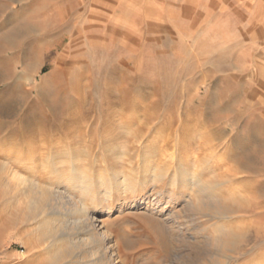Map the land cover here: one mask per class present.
<instances>
[{
  "label": "rangeland",
  "instance_id": "rangeland-1",
  "mask_svg": "<svg viewBox=\"0 0 264 264\" xmlns=\"http://www.w3.org/2000/svg\"><path fill=\"white\" fill-rule=\"evenodd\" d=\"M79 173L118 264H264V0H0V264H54Z\"/></svg>",
  "mask_w": 264,
  "mask_h": 264
},
{
  "label": "bare ground",
  "instance_id": "bare-ground-1",
  "mask_svg": "<svg viewBox=\"0 0 264 264\" xmlns=\"http://www.w3.org/2000/svg\"><path fill=\"white\" fill-rule=\"evenodd\" d=\"M79 174L80 176L71 182L73 189L78 190L82 195L83 199L79 205L72 198H66V201L59 194L38 187L35 189L37 191H34V215L31 219L35 220L43 216L50 217L46 241L48 243L47 248L52 249L56 254L54 264H118V247L113 243L112 238L106 234L103 225V216L114 212L113 207H108L105 204L114 200L116 185L104 182L103 176H100L98 184L94 185L93 180L87 175ZM68 186H70L69 183ZM118 187V193L121 196L129 192L135 193L137 190V185L130 178H126ZM99 195L103 196V204L96 206L95 200ZM153 200L147 193H144V195L130 201L128 206L130 205L129 209H140L148 203L156 207L159 201L154 203ZM9 201L12 200L8 198ZM87 201H91V203L88 204ZM90 204L91 206L94 205L93 210ZM75 216H79L77 223L72 222ZM43 226L45 225L42 224L39 228ZM226 233L221 235L218 240L220 248H224V250L229 244V234ZM82 235H88L87 239H81ZM63 245H68V248L66 250L61 248L60 246Z\"/></svg>",
  "mask_w": 264,
  "mask_h": 264
}]
</instances>
